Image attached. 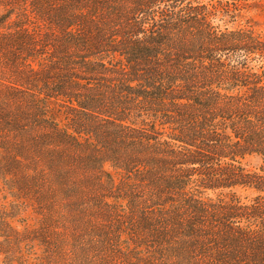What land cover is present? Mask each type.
Instances as JSON below:
<instances>
[{"label": "trees", "instance_id": "1", "mask_svg": "<svg viewBox=\"0 0 264 264\" xmlns=\"http://www.w3.org/2000/svg\"><path fill=\"white\" fill-rule=\"evenodd\" d=\"M249 5L0 0L2 264H264Z\"/></svg>", "mask_w": 264, "mask_h": 264}, {"label": "rangeland", "instance_id": "2", "mask_svg": "<svg viewBox=\"0 0 264 264\" xmlns=\"http://www.w3.org/2000/svg\"><path fill=\"white\" fill-rule=\"evenodd\" d=\"M249 1L251 2V5H249V7H254L243 10L239 19V23L246 24L247 22H249V24H252L259 31H264V0H257L258 4L253 3L256 0ZM256 164V161L252 160V165L255 166ZM240 194L243 197L246 196V192L244 191H240ZM249 194L250 196H252L251 192ZM0 264H2V262H0Z\"/></svg>", "mask_w": 264, "mask_h": 264}]
</instances>
